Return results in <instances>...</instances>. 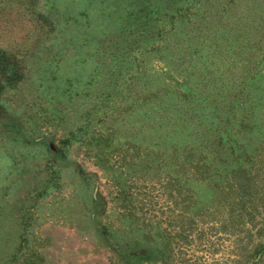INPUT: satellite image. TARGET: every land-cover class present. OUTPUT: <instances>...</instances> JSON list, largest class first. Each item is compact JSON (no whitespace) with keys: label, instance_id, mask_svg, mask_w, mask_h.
Listing matches in <instances>:
<instances>
[{"label":"rangeland","instance_id":"1","mask_svg":"<svg viewBox=\"0 0 264 264\" xmlns=\"http://www.w3.org/2000/svg\"><path fill=\"white\" fill-rule=\"evenodd\" d=\"M1 52L0 264H251L220 174L187 227L165 181L222 151L264 205V0H0Z\"/></svg>","mask_w":264,"mask_h":264},{"label":"trees","instance_id":"2","mask_svg":"<svg viewBox=\"0 0 264 264\" xmlns=\"http://www.w3.org/2000/svg\"><path fill=\"white\" fill-rule=\"evenodd\" d=\"M1 55H4V52H1L0 54V63L1 61ZM1 66V65H0ZM3 71L0 70V77L4 76L2 73ZM13 77V75H11ZM10 78V77H7ZM228 151V150H227ZM211 151L206 150V153H211ZM230 153V151H229ZM185 154L190 156L189 151L186 149ZM219 157L225 161L222 162L221 165H215L211 166L210 162L206 155L202 153H198L199 157H197L194 160H191L190 158L187 159V157L184 155V157L181 155L179 157V161H175L174 163H171L174 167H176V171L174 173L176 174V177H171L170 180H166L165 183L171 186L170 190L173 191V195L175 196V199L177 203L175 202L174 207V218L178 220V222L182 225H187L189 223H192L194 221V217L203 215L207 212L209 208H203L199 207L197 208L196 202L193 199L192 190L190 189L189 185H186V182H193V183H205V180L208 181V174L211 172H214L215 174L218 173L221 175L220 178H217L216 182L213 183V186L210 187V190L216 191V198L223 196V195H230L228 197L227 201H223L219 206H225L226 208H229L226 222L229 223L232 219V211L230 207L234 204L233 201L238 199V215L234 217V219L238 220V225L241 227H245L246 230H249L250 221H248L247 217L244 218L243 215L246 214L245 212L249 211L250 216H259L258 222L259 227L256 229L254 244L252 248V257H251V264H261L262 257L264 255V223H263V217L262 213L264 212V205L263 203L257 205L255 204L256 201V195L252 194L253 191L258 188V182L255 184L253 179V186L251 184V173L246 170L239 169L241 168L240 163H238V156L232 155L231 160H229L228 157H230L227 153H223L221 151L218 153ZM229 160V161H228ZM163 163V162H162ZM164 163L162 166H165ZM228 165H234V169H229L226 173H221V168H226ZM239 171V172H238ZM227 174V179L224 178V175ZM198 176H201L203 179L197 180ZM181 181V182H180ZM198 181V182H194ZM210 181H214V179H210ZM207 187V185H206ZM241 191V193H238V198L235 196L236 191ZM213 199V198H212ZM211 199V201H212ZM215 204H219V201L216 199ZM233 219V220H234ZM185 232V228L180 227L178 228V233L182 236ZM150 238L149 234L143 236V241L146 244H149L150 242L148 239ZM173 241V238L171 239ZM167 241H170L169 239ZM167 247V245H163L161 250L156 249V252H163L164 249ZM172 249L168 248V252L171 253ZM144 259V255L142 256ZM253 258V259H252ZM169 260V256H164L161 259L162 264H166V260ZM242 264H246L247 260H243ZM249 262V261H248ZM34 264V263H33Z\"/></svg>","mask_w":264,"mask_h":264}]
</instances>
